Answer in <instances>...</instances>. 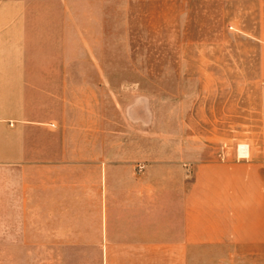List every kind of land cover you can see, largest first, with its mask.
<instances>
[{
    "label": "crops",
    "instance_id": "0c3cea01",
    "mask_svg": "<svg viewBox=\"0 0 264 264\" xmlns=\"http://www.w3.org/2000/svg\"><path fill=\"white\" fill-rule=\"evenodd\" d=\"M46 9L0 0V250L58 252L22 264H264V141L245 163L175 147L160 162L137 131L112 144L109 84L87 77L104 68L62 65L79 25ZM259 106L264 124V83Z\"/></svg>",
    "mask_w": 264,
    "mask_h": 264
},
{
    "label": "rangeland",
    "instance_id": "374dc122",
    "mask_svg": "<svg viewBox=\"0 0 264 264\" xmlns=\"http://www.w3.org/2000/svg\"><path fill=\"white\" fill-rule=\"evenodd\" d=\"M40 13L79 25L62 65L104 68L87 77L109 84L112 144L137 131L160 162L175 147L245 163L263 146L264 0H47ZM55 253L0 250V264Z\"/></svg>",
    "mask_w": 264,
    "mask_h": 264
}]
</instances>
